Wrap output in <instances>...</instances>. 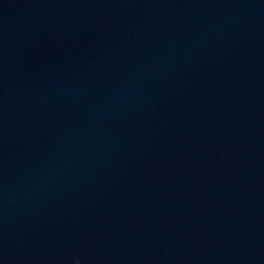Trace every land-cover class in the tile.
Wrapping results in <instances>:
<instances>
[{
    "label": "water",
    "instance_id": "95a60500",
    "mask_svg": "<svg viewBox=\"0 0 264 264\" xmlns=\"http://www.w3.org/2000/svg\"><path fill=\"white\" fill-rule=\"evenodd\" d=\"M0 264H264V0H0Z\"/></svg>",
    "mask_w": 264,
    "mask_h": 264
}]
</instances>
